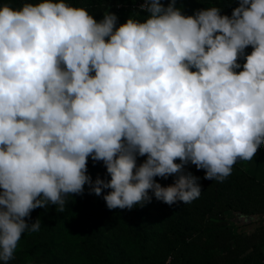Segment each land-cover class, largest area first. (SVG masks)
<instances>
[{"label":"clouds","instance_id":"9594fccd","mask_svg":"<svg viewBox=\"0 0 264 264\" xmlns=\"http://www.w3.org/2000/svg\"><path fill=\"white\" fill-rule=\"evenodd\" d=\"M236 2L229 17L143 0L144 22L119 27L115 14L97 22L65 0L0 6V262L39 231V219L26 223L31 211H63L86 184L97 196L111 189L110 210L150 203L149 191L188 204L201 189L185 165L222 182L254 158L264 144V0ZM137 156L147 157L138 167ZM89 157L110 181L93 182ZM172 175L167 187L154 180Z\"/></svg>","mask_w":264,"mask_h":264},{"label":"trees","instance_id":"16d2710c","mask_svg":"<svg viewBox=\"0 0 264 264\" xmlns=\"http://www.w3.org/2000/svg\"><path fill=\"white\" fill-rule=\"evenodd\" d=\"M26 2L41 0H0V6L19 9ZM65 2L84 8L97 22L105 12L115 14L117 27L129 18L144 22L148 15L134 7L137 0ZM168 2L162 0L165 7ZM238 6L236 0H176L185 16L218 7L221 15L231 17ZM250 49L246 48L244 55L251 54ZM245 62L243 56L238 60L241 66ZM258 150L264 152V144ZM146 159L137 156V167ZM183 171L196 177L201 189L200 196L188 204L177 201L168 205L149 191L150 203L131 210H110L103 196L111 189H103L97 196L90 194L86 184L81 194L65 197L63 211L50 203L34 209L26 223L39 219L41 227L22 234L8 264H264V183L238 164L222 182L205 179V171L191 163ZM86 174L93 182L111 179L103 162L91 157ZM175 179V175L154 178L162 187L172 185Z\"/></svg>","mask_w":264,"mask_h":264},{"label":"rangeland","instance_id":"374dc122","mask_svg":"<svg viewBox=\"0 0 264 264\" xmlns=\"http://www.w3.org/2000/svg\"><path fill=\"white\" fill-rule=\"evenodd\" d=\"M253 49H250V53ZM235 164L240 165L249 174L264 183V152L258 150L254 158L250 161L238 160ZM244 220V219H242ZM264 225V219L261 222ZM259 226V225H258ZM254 227V226H252Z\"/></svg>","mask_w":264,"mask_h":264},{"label":"built area","instance_id":"2783aa9c","mask_svg":"<svg viewBox=\"0 0 264 264\" xmlns=\"http://www.w3.org/2000/svg\"><path fill=\"white\" fill-rule=\"evenodd\" d=\"M142 3H143V0H137V2L135 3L134 7L140 10Z\"/></svg>","mask_w":264,"mask_h":264}]
</instances>
